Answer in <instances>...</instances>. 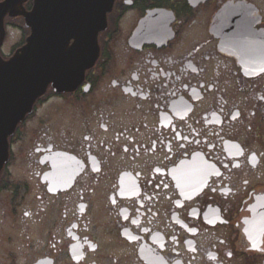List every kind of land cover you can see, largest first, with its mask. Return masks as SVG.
<instances>
[{
	"label": "flooded vegetation",
	"instance_id": "obj_1",
	"mask_svg": "<svg viewBox=\"0 0 264 264\" xmlns=\"http://www.w3.org/2000/svg\"><path fill=\"white\" fill-rule=\"evenodd\" d=\"M97 48L7 139L0 264H264V0H115Z\"/></svg>",
	"mask_w": 264,
	"mask_h": 264
},
{
	"label": "water",
	"instance_id": "obj_2",
	"mask_svg": "<svg viewBox=\"0 0 264 264\" xmlns=\"http://www.w3.org/2000/svg\"><path fill=\"white\" fill-rule=\"evenodd\" d=\"M28 1L0 3V47L6 17H22L30 32L25 45L9 60L0 58V170L7 159L8 137L31 114L47 87L51 85L57 93L68 91L69 72H85L94 66L97 37L106 29V16L115 0H33L31 11H26ZM163 16L171 19L170 13L168 18ZM141 37L137 32L134 38Z\"/></svg>",
	"mask_w": 264,
	"mask_h": 264
},
{
	"label": "rangeland",
	"instance_id": "obj_3",
	"mask_svg": "<svg viewBox=\"0 0 264 264\" xmlns=\"http://www.w3.org/2000/svg\"><path fill=\"white\" fill-rule=\"evenodd\" d=\"M24 36H26V34H23L17 22H14V25L7 26L4 52L16 47Z\"/></svg>",
	"mask_w": 264,
	"mask_h": 264
},
{
	"label": "trees",
	"instance_id": "obj_4",
	"mask_svg": "<svg viewBox=\"0 0 264 264\" xmlns=\"http://www.w3.org/2000/svg\"><path fill=\"white\" fill-rule=\"evenodd\" d=\"M9 21V23H11V20H8ZM20 24H22V20H21V23Z\"/></svg>",
	"mask_w": 264,
	"mask_h": 264
}]
</instances>
